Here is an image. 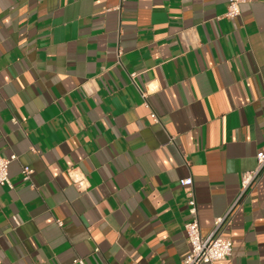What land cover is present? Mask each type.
<instances>
[{
  "label": "crops",
  "instance_id": "obj_1",
  "mask_svg": "<svg viewBox=\"0 0 264 264\" xmlns=\"http://www.w3.org/2000/svg\"><path fill=\"white\" fill-rule=\"evenodd\" d=\"M228 1L0 0V264H182L192 196L232 209L207 264H264V0Z\"/></svg>",
  "mask_w": 264,
  "mask_h": 264
},
{
  "label": "built area",
  "instance_id": "obj_2",
  "mask_svg": "<svg viewBox=\"0 0 264 264\" xmlns=\"http://www.w3.org/2000/svg\"><path fill=\"white\" fill-rule=\"evenodd\" d=\"M246 0H229L228 9L226 12L227 17H238L242 12V4ZM17 158V155L13 154L6 157L0 153V185L12 186L10 179V164ZM32 168L25 166L23 169L24 179L29 180L31 178ZM264 171V150L259 151L257 154V167L252 171H247L242 177V188L240 199L248 192L253 186V183L262 175ZM70 172L71 177L76 185L80 188H87L86 180L78 175V173ZM193 179L191 177L182 179L183 185H191ZM190 212L192 213V219L185 225L187 241L190 245V251L188 255L183 259L182 264H207L214 263L216 261H222L228 259L233 255L234 245L230 236L225 235L223 227L230 216L232 209L222 217H218L215 220L212 231L204 236L201 233V226L197 211V202L192 196L189 199ZM75 262L79 264H85L83 259H76Z\"/></svg>",
  "mask_w": 264,
  "mask_h": 264
}]
</instances>
